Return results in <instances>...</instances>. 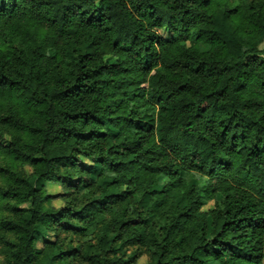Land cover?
Masks as SVG:
<instances>
[{
    "label": "clouds",
    "instance_id": "obj_1",
    "mask_svg": "<svg viewBox=\"0 0 264 264\" xmlns=\"http://www.w3.org/2000/svg\"><path fill=\"white\" fill-rule=\"evenodd\" d=\"M0 264H264V0H0Z\"/></svg>",
    "mask_w": 264,
    "mask_h": 264
},
{
    "label": "trees",
    "instance_id": "obj_2",
    "mask_svg": "<svg viewBox=\"0 0 264 264\" xmlns=\"http://www.w3.org/2000/svg\"><path fill=\"white\" fill-rule=\"evenodd\" d=\"M88 47V45L86 44V43H82L81 44V47H80V49H79V51L81 52V54L83 55V54H86L85 53V49ZM35 86V82H33V87ZM145 123L147 122V120H145L144 121ZM101 182H103V181H101ZM150 191H152V192H161V191H163V189L162 188H160L159 186H153L151 189H150Z\"/></svg>",
    "mask_w": 264,
    "mask_h": 264
}]
</instances>
